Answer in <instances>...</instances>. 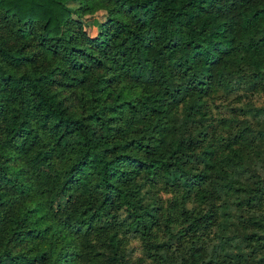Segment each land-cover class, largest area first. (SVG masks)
<instances>
[{"label":"trees","instance_id":"16d2710c","mask_svg":"<svg viewBox=\"0 0 264 264\" xmlns=\"http://www.w3.org/2000/svg\"><path fill=\"white\" fill-rule=\"evenodd\" d=\"M243 80L264 89V0H0V264H123L160 177L181 222L153 257L264 264V104L208 106Z\"/></svg>","mask_w":264,"mask_h":264},{"label":"rangeland","instance_id":"374dc122","mask_svg":"<svg viewBox=\"0 0 264 264\" xmlns=\"http://www.w3.org/2000/svg\"><path fill=\"white\" fill-rule=\"evenodd\" d=\"M69 5L75 6V1H69ZM83 23V29L88 36H94L97 30V25L104 20V11L101 9L95 10L91 13H85L80 17ZM249 82L243 80L239 86L231 92L219 91L215 94L213 99H210L208 106L214 116H229L231 107L237 105H244V103H252V105L264 104V89H258L248 93L244 87ZM247 93L246 95L244 93ZM247 115V114H245ZM263 117V116H261ZM139 180H142L139 178ZM145 197L151 202L158 205L160 217L156 225L150 227V231L146 235L140 232H133L120 228L117 235L120 238V251L122 254L123 264H167V260L153 257V249L147 248L150 245H155L156 242L165 241L167 234L161 223L165 216L170 219V225L176 227L180 225L181 216L179 214L181 203L179 199L180 190L176 184L167 183L163 177H160L153 182L145 183L143 188ZM187 208H196L193 202H186ZM249 210L257 215H264V184L261 189V194ZM118 219L123 217L121 210L117 211ZM121 221V220H120ZM124 222V220H122ZM150 251V252H149ZM151 255H150V254ZM156 253H162L159 250ZM173 264V263H168Z\"/></svg>","mask_w":264,"mask_h":264}]
</instances>
